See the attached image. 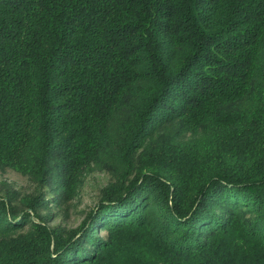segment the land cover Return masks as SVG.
Returning <instances> with one entry per match:
<instances>
[{
  "label": "trees",
  "instance_id": "trees-1",
  "mask_svg": "<svg viewBox=\"0 0 264 264\" xmlns=\"http://www.w3.org/2000/svg\"><path fill=\"white\" fill-rule=\"evenodd\" d=\"M7 169L0 264H264V0H0Z\"/></svg>",
  "mask_w": 264,
  "mask_h": 264
},
{
  "label": "rangeland",
  "instance_id": "rangeland-1",
  "mask_svg": "<svg viewBox=\"0 0 264 264\" xmlns=\"http://www.w3.org/2000/svg\"><path fill=\"white\" fill-rule=\"evenodd\" d=\"M108 181L109 176L107 174L93 172L85 176L83 187L71 201L62 207H55V203H50L52 209L50 218L52 219L49 220V223L51 222V226H59L61 230L66 232L78 229L88 213L96 206L100 197V190ZM0 183L13 187L19 195L31 194L35 188L29 178L10 169L0 170Z\"/></svg>",
  "mask_w": 264,
  "mask_h": 264
}]
</instances>
